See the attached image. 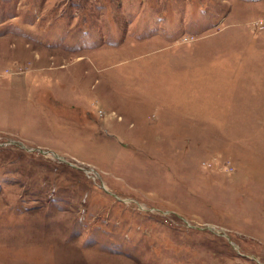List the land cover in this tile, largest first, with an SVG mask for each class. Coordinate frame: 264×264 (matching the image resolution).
Wrapping results in <instances>:
<instances>
[{"label": "rangeland", "instance_id": "374dc122", "mask_svg": "<svg viewBox=\"0 0 264 264\" xmlns=\"http://www.w3.org/2000/svg\"><path fill=\"white\" fill-rule=\"evenodd\" d=\"M0 264H264V0H0Z\"/></svg>", "mask_w": 264, "mask_h": 264}]
</instances>
